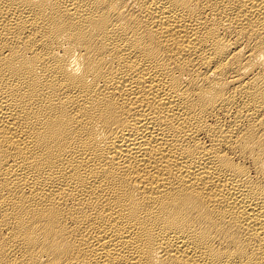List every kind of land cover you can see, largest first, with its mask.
I'll return each instance as SVG.
<instances>
[{"label": "bare ground", "instance_id": "bare-ground-1", "mask_svg": "<svg viewBox=\"0 0 264 264\" xmlns=\"http://www.w3.org/2000/svg\"><path fill=\"white\" fill-rule=\"evenodd\" d=\"M0 264H264V0H0Z\"/></svg>", "mask_w": 264, "mask_h": 264}]
</instances>
